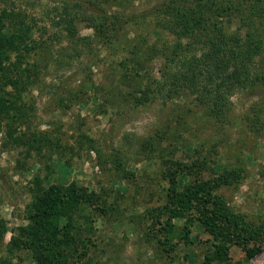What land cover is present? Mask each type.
I'll return each instance as SVG.
<instances>
[{"label": "rangeland", "instance_id": "rangeland-1", "mask_svg": "<svg viewBox=\"0 0 264 264\" xmlns=\"http://www.w3.org/2000/svg\"><path fill=\"white\" fill-rule=\"evenodd\" d=\"M163 1L0 0V12L22 14L21 18L33 26L34 39L45 41L55 35L60 39L50 42L47 60L38 66L37 81L22 95L28 113L20 129L26 134L25 140L19 145L12 144L5 134V121L0 124V220L7 228L0 243L1 259L8 258L10 236L27 224L25 216L33 202V181L39 176L44 187L62 182L77 183L98 192L101 186L117 190L121 185L128 189L126 200L120 202L118 217L93 220L100 236L97 247L87 251L89 264H203L208 236L201 235V245L192 248L178 245L174 251L164 249L155 240L159 227L143 216L147 208L159 206L164 199L169 185L162 178V172L175 170L195 158L197 155L190 152L193 149L202 154L214 152L211 159L218 163L219 170L230 163L243 166L239 183L223 190L224 196L245 222L264 223V124L253 128L248 120L261 107V88L249 87L231 94L224 114L219 117L198 104L189 88H183L172 98L157 96L147 107L133 110L128 107V96L136 89L152 90L164 81L160 74L165 58L163 48L176 40V31L170 24L163 28L157 26L156 16H147L139 22L133 20ZM90 2L97 5L90 9L85 6ZM64 3L77 15L79 36L88 37L90 47L82 45L75 49L62 29L54 26L55 9L62 8ZM103 11L133 20L122 30L120 40L144 37L149 47L159 50L145 61L139 77L133 78L132 72L121 67L123 55L115 52L114 46L94 37L89 18ZM220 22L227 32L242 27L238 20ZM254 23L258 24V19ZM262 24L264 29V20ZM193 51L190 55L200 54L202 50L195 47ZM35 60L32 57L31 61ZM259 61V57L254 59L253 71ZM179 65L171 64L169 82L171 73ZM260 117L264 121V111ZM46 136L59 141L61 156L47 149L39 154L26 144L28 139ZM147 140L155 141V153L145 149ZM90 141L103 147L105 162L117 153L126 168L136 174V182L129 185L120 182L110 170V163L104 170L100 169ZM134 192L138 195L135 198L131 197ZM175 223L180 229L190 228L184 219ZM17 255L14 264L33 263L30 253ZM230 256L233 261L242 260L244 252L235 247ZM247 264H264V251Z\"/></svg>", "mask_w": 264, "mask_h": 264}, {"label": "trees", "instance_id": "trees-1", "mask_svg": "<svg viewBox=\"0 0 264 264\" xmlns=\"http://www.w3.org/2000/svg\"><path fill=\"white\" fill-rule=\"evenodd\" d=\"M66 4L55 9L54 26L62 29L75 49L82 45L90 47L88 37L79 36L77 15ZM93 5L97 4L90 2L85 6L91 9ZM21 15L0 12V124L5 121V134L15 145L21 144L26 135L20 131L28 117L22 95L37 81L38 66L47 60L50 42L60 40L57 35L45 41L34 39L33 26ZM147 16H156L155 24L161 28L170 24L177 36L170 46L163 48L165 58L160 74L164 81L155 89L140 87L128 96L131 110L149 106L157 96L172 98L183 88H189L198 104L219 117L224 114L231 94L253 87L263 90V100L248 120L253 128L264 124L260 117L264 111V0H164L133 20L139 22ZM223 19L229 23L238 20L242 27L227 32L220 22ZM255 19L259 23L253 25ZM133 20L103 11L89 18V27L96 39L104 40L123 55L121 67L137 78L144 70L145 61L152 58V52L159 53V50L149 47L144 37L120 40L122 30ZM195 47L201 53L190 55ZM32 57L37 60L31 61ZM256 57L260 59L259 66L253 71ZM175 62L180 67L171 73L169 82L171 64H178ZM56 141L46 136L28 139L26 144L39 154L47 149L61 156L62 146ZM96 144L90 141L100 169L104 170L110 163V170L120 182L128 185L136 182V174L126 168L117 153L105 162L103 147ZM144 146L150 153L157 151L153 140H147ZM192 151L197 155L195 158L175 170L162 172V178L169 185L164 199L159 206L147 208L143 216L159 227L155 240L164 249L174 251L178 245L186 249L201 245L200 236L204 234L208 237L203 264H247L264 251V223L245 222L223 193L226 188L237 186L244 174L243 166L230 163L219 170L218 163L211 159L214 152ZM33 186V202L25 216L27 224L10 236L8 258H0V264H14L20 252L30 253L32 264H89L87 251L97 247L100 236L93 220L118 217L128 189L121 185L117 190L101 186L98 192L77 183L62 182L44 187L39 176L35 177ZM136 196L134 192L131 197ZM179 219L186 221L189 230L176 225ZM6 233L7 228L0 220V243ZM235 247L244 252L242 260H232L230 254Z\"/></svg>", "mask_w": 264, "mask_h": 264}]
</instances>
